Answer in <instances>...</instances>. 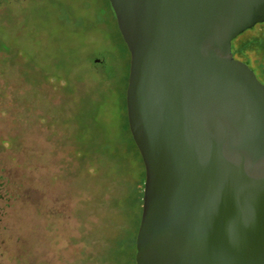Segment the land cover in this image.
<instances>
[{"label":"water","instance_id":"1","mask_svg":"<svg viewBox=\"0 0 264 264\" xmlns=\"http://www.w3.org/2000/svg\"><path fill=\"white\" fill-rule=\"evenodd\" d=\"M144 166L134 264H264V85L232 39L264 0H108Z\"/></svg>","mask_w":264,"mask_h":264},{"label":"rangeland","instance_id":"2","mask_svg":"<svg viewBox=\"0 0 264 264\" xmlns=\"http://www.w3.org/2000/svg\"><path fill=\"white\" fill-rule=\"evenodd\" d=\"M231 43L233 57L264 85V22ZM129 65L108 0H0V264H99L81 254L77 224L65 233L44 212L61 194L57 175L71 148L60 114L95 99L106 127L132 150L124 122ZM132 162L143 190L142 160ZM113 175L123 192L124 178ZM125 225L117 218L115 233ZM128 236L134 260L135 235Z\"/></svg>","mask_w":264,"mask_h":264},{"label":"trees","instance_id":"3","mask_svg":"<svg viewBox=\"0 0 264 264\" xmlns=\"http://www.w3.org/2000/svg\"><path fill=\"white\" fill-rule=\"evenodd\" d=\"M94 101L78 102L69 115L62 113L61 118L60 114L64 127L62 141H69L71 148L63 150L62 167L57 175L61 194L55 202H50L44 216L48 225L58 220L65 233H69L77 224L80 240L84 242L81 254L93 262L134 264L133 250L127 238L131 232L136 235L138 229L142 187L137 188L141 179L137 180V176H134L132 156H137L142 166L141 158L127 129V118H124V122L132 150L106 127V117ZM67 102L65 99L60 111L66 110L64 104ZM114 132L118 134V125ZM115 170L124 178L123 192H117L115 188ZM127 170L128 176L125 174ZM142 182L143 179L140 184ZM55 204L57 210L52 208ZM119 217L124 219L126 225L115 233V221ZM109 220L112 221L111 225ZM89 222L91 228L86 225Z\"/></svg>","mask_w":264,"mask_h":264},{"label":"flooded vegetation","instance_id":"4","mask_svg":"<svg viewBox=\"0 0 264 264\" xmlns=\"http://www.w3.org/2000/svg\"><path fill=\"white\" fill-rule=\"evenodd\" d=\"M249 56V55H248Z\"/></svg>","mask_w":264,"mask_h":264}]
</instances>
